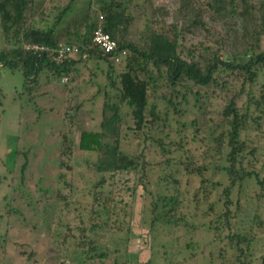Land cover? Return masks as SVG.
<instances>
[{
    "label": "rangeland",
    "instance_id": "obj_1",
    "mask_svg": "<svg viewBox=\"0 0 264 264\" xmlns=\"http://www.w3.org/2000/svg\"><path fill=\"white\" fill-rule=\"evenodd\" d=\"M87 2L96 10L95 18L99 20L94 0H74L62 25L70 28L72 22L86 11ZM52 3L64 5L66 0H35L37 26L54 20L57 13L51 10ZM41 7L42 19L38 14ZM176 7L171 0H130L134 20L128 36L138 38L146 25L151 29H158L161 25L165 28L176 20ZM160 9H167L168 13L163 15ZM216 29L219 26L216 25ZM203 33L199 29L194 34H183L180 43L194 48L195 55L202 48L216 49L217 45ZM3 45L0 37V47ZM259 47L264 50V35L259 40ZM229 53L222 52L223 60L228 59ZM124 55L125 52L121 56ZM243 61L244 58L238 59L240 63ZM75 66L79 70L73 71L71 76L50 83L46 81V72H42L38 84H33L32 90L26 93L22 87L25 79L23 72L17 67L0 65V264L82 262L81 259L71 262L70 255L74 250V241L80 236L82 225L79 217L84 219L87 229L92 224L88 222L87 213L93 200L88 193L90 190L95 194V206L106 197L116 204V213L124 220L125 226L119 231H97L93 241L100 251L107 253V258L86 260L82 264H237L232 253L226 249V239L218 242L207 231L208 220L218 211L216 202L220 193L211 183L220 177L217 166L224 163L214 150V137L220 132L214 125L220 121L229 95L237 91L241 83L236 71L219 77L218 83L229 81L226 90L213 84L207 92L201 91L198 102L189 97V111L181 120L198 123L200 131L196 141L189 139L191 132L188 131L187 144L180 147L182 136L176 132L179 127L171 120V128L167 130L169 134L164 138L167 153L160 156L159 150L151 147L149 158L154 166L147 188L155 185L159 164L167 160L174 169L177 168L175 175L183 197L182 207L179 208L183 221L177 226L157 224L151 229L140 222L141 209L148 200L141 181L136 180L138 177L111 172L96 175L90 166L95 160L94 153L77 148L80 130L99 128L105 68L103 63L98 67L93 61L79 62ZM244 88H247L246 84ZM260 94L264 96L263 71L259 72L251 87V95L255 99H259ZM245 101L246 97L240 95L237 105H243ZM200 103H204V107H199ZM159 104L163 103L159 101ZM261 109H264V104L256 110L250 108V117L257 115L258 120L255 123L248 120L247 130L242 136L246 147L244 167L256 174L257 179H244L234 193L238 197L235 228L239 232L245 231L252 216L263 223L252 230L253 241L249 247L252 264H264V113ZM61 149L63 156L59 157ZM187 157L193 166L207 165L203 175L198 176L186 169L182 163L188 162ZM22 163L25 164L24 171L21 170ZM59 173L64 175L63 178L57 179ZM202 178L204 181H201ZM221 181L225 184V180ZM132 182L136 185L130 191ZM44 189L48 192L46 197L42 195ZM57 192L68 204L53 211L52 206L45 205L56 200ZM127 205L131 206L130 211ZM122 208L125 210H120ZM124 211L130 213L129 219ZM53 212L59 220L54 218ZM114 217L112 213L109 220L111 228L114 227L111 224ZM184 222L197 229L193 231L192 226L187 227ZM65 252L69 259L64 257Z\"/></svg>",
    "mask_w": 264,
    "mask_h": 264
},
{
    "label": "trees",
    "instance_id": "obj_2",
    "mask_svg": "<svg viewBox=\"0 0 264 264\" xmlns=\"http://www.w3.org/2000/svg\"><path fill=\"white\" fill-rule=\"evenodd\" d=\"M73 1L66 0L64 5L52 3L51 10L57 13L54 20L37 26L35 0H0V37L4 41L3 47H0V65L19 68L25 78L22 87L29 93L33 84H38L42 72H46V81L50 83L71 76L73 71L79 70L75 66L79 62L93 61L98 67L100 63L104 64L105 80L101 88L103 105L99 128L80 130L77 148L94 153L95 160L90 166L96 175L111 172L138 177L136 180L141 181L148 200L141 209L140 222L150 228L157 224L177 226L183 221L179 212L183 197L178 187L179 179L175 175L177 168L174 169L170 161L159 164L156 183L147 188L154 166L149 158L151 147L158 149L160 156L167 153L164 138L169 134L167 130L171 128V120L179 127L176 132L182 136L180 147L187 144L188 131L191 132L189 139L196 141V135L200 131L198 123L195 120H181L189 111V97L192 96L198 102L201 91L207 92L213 84L226 90L229 81L218 83L219 77L236 71V77L241 78V83L237 91L229 95L220 114V121L213 124L216 130H220L214 137V150L224 159V163L217 166L221 172L220 177L211 183L220 193L216 202L218 211L208 220L207 231L218 242L226 239V249L232 253L237 264H252L249 253L253 241L252 230L254 226L263 223L252 216L245 231L239 232L235 228L238 197L234 193L244 179H257L256 174L244 167L246 147L242 136L247 130L248 120L253 123L258 120L257 115L250 117V108L254 107L256 110L264 104L262 94L259 99L251 95V87L259 72H264V50L259 47V40L264 35V0H171L177 5L176 20L165 28L161 25L158 29H151L146 25L145 31L138 38L128 36L134 20L130 0H94L102 18V29L117 41L118 53L125 52L124 56H118L116 63L110 58V54L103 53L93 43L92 33L99 20L95 18L96 10L90 2H87L86 11L72 22L70 28L62 25ZM42 9L41 7L38 11L41 19ZM160 11L163 15L168 13L167 9ZM216 25L219 29H216ZM199 29L217 47L202 48L195 55V49L183 46L180 38L186 33L194 34ZM27 44H37L44 48L27 50ZM60 44H74L78 47V52L56 61L53 52ZM228 51V59L223 60L222 52ZM239 58H244V61L238 62ZM120 64L122 67H119ZM240 95H244L246 101L238 106ZM159 101L163 104H159ZM204 105L200 103L199 107ZM261 112L264 113V109ZM14 152L18 154V151ZM250 153L251 151L248 154ZM58 156H63V149ZM189 159L187 157L188 162L182 163L186 169L198 176L203 175L207 165L193 166ZM24 168L25 164L22 163L21 170L24 171ZM63 176L59 173L57 179ZM220 178L225 180V184ZM258 184L262 185L259 181ZM135 185L136 183H131L130 191L135 189ZM69 187L72 189L70 185ZM47 193L44 189L42 195L46 197ZM88 193L93 198L87 210L88 222L92 224L87 229L84 219L79 217L82 227L80 236L74 241L71 262H76L77 259L89 261L107 258V253L100 251L98 244L93 241V235L97 231H119L125 226L124 220L116 213L115 203L109 202L106 197L103 201L97 199L98 205L95 206L93 190ZM55 195L56 200L45 205L52 206L53 211L68 204L58 192ZM127 206L130 211L131 206ZM112 213L115 214L111 221L113 228L109 223ZM53 214L59 220L56 213ZM124 215L128 217L130 213L126 211ZM95 220H99L98 223ZM185 226H192L193 231L197 229L190 223H185ZM211 241L213 242L212 239ZM66 252L63 255L65 258Z\"/></svg>",
    "mask_w": 264,
    "mask_h": 264
},
{
    "label": "built area",
    "instance_id": "obj_3",
    "mask_svg": "<svg viewBox=\"0 0 264 264\" xmlns=\"http://www.w3.org/2000/svg\"><path fill=\"white\" fill-rule=\"evenodd\" d=\"M102 18L100 17L96 28L92 33L93 43L105 54H110V58L113 61H117L119 59L118 56L124 54V51L119 52L117 41L110 37L107 32L102 29L101 26ZM44 48V46H40L37 44H27L25 45V49L27 50H40ZM78 52V47L74 44H60L53 52V58L56 61H61L66 59L68 56H71ZM84 56V55H83Z\"/></svg>",
    "mask_w": 264,
    "mask_h": 264
}]
</instances>
